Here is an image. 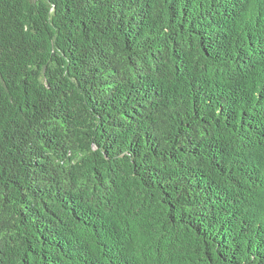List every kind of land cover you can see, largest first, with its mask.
I'll return each mask as SVG.
<instances>
[{"label":"trees","instance_id":"trees-1","mask_svg":"<svg viewBox=\"0 0 264 264\" xmlns=\"http://www.w3.org/2000/svg\"><path fill=\"white\" fill-rule=\"evenodd\" d=\"M0 264H264V0H0Z\"/></svg>","mask_w":264,"mask_h":264}]
</instances>
